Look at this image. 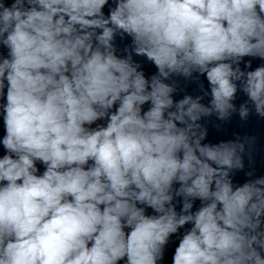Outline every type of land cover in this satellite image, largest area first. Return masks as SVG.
<instances>
[{
	"label": "clouds",
	"instance_id": "1",
	"mask_svg": "<svg viewBox=\"0 0 264 264\" xmlns=\"http://www.w3.org/2000/svg\"><path fill=\"white\" fill-rule=\"evenodd\" d=\"M233 114L264 0H0V264H264L256 140L202 123Z\"/></svg>",
	"mask_w": 264,
	"mask_h": 264
}]
</instances>
